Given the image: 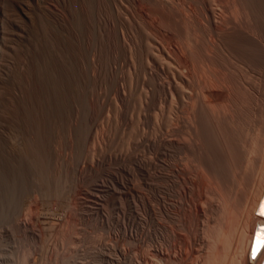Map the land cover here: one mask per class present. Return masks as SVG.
I'll list each match as a JSON object with an SVG mask.
<instances>
[{
	"label": "bare ground",
	"instance_id": "obj_1",
	"mask_svg": "<svg viewBox=\"0 0 264 264\" xmlns=\"http://www.w3.org/2000/svg\"><path fill=\"white\" fill-rule=\"evenodd\" d=\"M121 1L8 0L24 27L5 32L0 18V173L23 183L32 168L54 195L67 182L69 211L53 221L38 202L29 217L9 206L0 218L32 241L43 225L101 229L91 259L62 252L47 264H195L198 254L244 264L240 253L256 248L249 229L264 231V0H143L151 13ZM104 86L118 119L104 116ZM102 121L105 143L94 146Z\"/></svg>",
	"mask_w": 264,
	"mask_h": 264
},
{
	"label": "rangeland",
	"instance_id": "obj_2",
	"mask_svg": "<svg viewBox=\"0 0 264 264\" xmlns=\"http://www.w3.org/2000/svg\"><path fill=\"white\" fill-rule=\"evenodd\" d=\"M9 1H11V0H9ZM175 1H177V2H179V3H181L182 4V0H175ZM3 2V3H2ZM8 0H0V16H3V17H0L1 18V20H3V19H5L4 21H3V26H1L3 29L2 30H4L6 27V29L4 30L5 32H7V30L9 31V30H11V32H14V33H16L19 37H21V35H22V31L21 30H18V29H15V26H16V24H17V26H16V28H18V26H19V24H20V27H24V21H23V19L21 18L22 16H21V14H19L18 12L16 13V8H15V6L13 5V3L12 2H9V5H8ZM143 0H137V2L135 1L134 2V4L135 5H137V6H141V7H143V6H145L144 7V9H145V11L146 12H148V13H151L149 10H148V5L144 2ZM12 4V6H11V4ZM121 3L124 5V6H126V5H128V6H126L127 8H130L131 6H130V4H128V0H122L121 1ZM2 7H3V9H2ZM12 7V9H10ZM10 9V10H9ZM131 9V8H130ZM4 10H6V11H4ZM12 10V11H11ZM15 10V11H14ZM3 11V13H1ZM10 11H11V13L12 14H14V15H16V17L14 16H11V13H10ZM4 12H6L5 14H4ZM7 13H8V19H11L10 21H14V20H17L16 22L14 21V24H13V22H12V24L11 23H8L7 21H6V15H7ZM151 15V14H150ZM21 16V17H20ZM13 17V18H12ZM19 17V18H18ZM154 18H156V17H154ZM158 20V19H157ZM165 22H164V21ZM163 20H162V18H160V22H163L165 25H167V22H166V20L163 18ZM20 21H22V23L20 22ZM2 22V21H1ZM6 22V23H5ZM5 24H7V26L5 25ZM22 24V25H21ZM15 25V26H14ZM12 26V27H11ZM9 27H11V29L9 28ZM22 27V28H23ZM13 28V29H12ZM121 29L123 30V31H125V28H123V27H121ZM14 30V31H13ZM16 30V31H15ZM19 31V33H18V31ZM51 36V35H50ZM21 41V42H20ZM22 43V44H21ZM53 43H55V42H53ZM56 43H57V41H56ZM17 45H23V42H22V40L19 38V42H18V44ZM21 47V46H20ZM120 58V57H119ZM117 59V62L118 63H120V68L119 69H121L122 70V73H123V71L124 72H127V71H130V70H132L131 69V66H130V64H124L123 62H122V59L120 58V59ZM117 65H119V64H117ZM116 65V66H117ZM128 65V66H127ZM123 66V67H122ZM118 67V66H117ZM128 69V70H127ZM106 88V89H105ZM104 89H105V91H104ZM102 90L104 91V93H105V98H107V96H109L108 98H107V100L109 99V101L107 102V104H105V106H107L106 108H105V106H104V109H103V113L105 114L104 116H107L108 118H111L112 119V117L115 119V116H116V114L114 115V113L116 112L115 111V106H116V109L118 108V106H119V101H118V98H117V96L114 94L113 95V92L111 91L110 93H109V89L106 87V86H104V87H102ZM108 90V91H107ZM108 94V95H107ZM111 94V95H110ZM110 102V103H109ZM111 105H113V106H111ZM80 108V109H79ZM81 108H82V105H81V103H79V107H78V110L80 111L81 110ZM108 110V111H107ZM113 111V112H111V111ZM106 111V112H105ZM107 113H110V114H107ZM110 115V116H109ZM114 115V116H113ZM135 117H136V115H135ZM116 118H117V116H116ZM118 119V118H117ZM113 120V119H112ZM102 123V124H101ZM101 124V125H100ZM103 125V126H102ZM58 127H59V129H58ZM57 127V131H56V137H58V135H59V137L57 138L59 141H57L59 144H57V150L59 151H61L60 153L61 154H64L65 153V151H63L64 150V146H65V148L66 149H68V146L65 144V143H63V142H65V140L63 141V139L66 137L65 135H66V130H65V128L63 127V125L62 124H60L59 126ZM103 127H104V129H103ZM62 128V129H61ZM64 129V130H63ZM101 129V132L99 131V133H98V135H97V140L95 139V141H94V143H95V145L94 144H92V145H94V146H96V143H105L104 141H105V139L103 140V138L101 137V133L103 132V131H105L106 130V124H105V122H99V130ZM61 132V133H59V132ZM62 131H63V133H62ZM15 132V133H14ZM13 132V135H10V134H8V135H10V137L11 136H13V137H9L10 139H9V141H13L12 140V138H14V142H20V140H19V138H20V135H19V132L17 133L16 131H14ZM58 132V133H57ZM65 133V134H64ZM62 134H64L63 136H62ZM16 135V136H15ZM17 136H19L18 138H17ZM15 137H16V139H15ZM61 137V138H60ZM102 138V139H101ZM0 139H1V141L0 142H3V138H1L0 137ZM60 140H61V143H60ZM100 142H99V141ZM9 141H7V142H9ZM127 141V140H126ZM4 142H6V141H4ZM127 142H129V143H131V141L129 140V141H127ZM126 142V143H127ZM65 144V145H64ZM62 145V146H61ZM93 146V147H94ZM60 147H62V150H61V148ZM91 147V146H90ZM65 149V150H66ZM82 150V149H81ZM68 151H69V149L68 150H66V153L65 154H67L68 153ZM79 148H77L76 149V152L75 153H73V155H72V158H74L73 160H75V159H77L79 156H80V154H79ZM64 152V153H63ZM80 153H81V151H80ZM74 155L75 156H77L76 158L74 157ZM31 170V171H30ZM33 169L31 168H29L28 170H27V175H26V177H25V180L23 181V183H20V181L18 180V179H15L14 178V180L12 179V177L11 178H9L8 176H5V174L3 173V172H1L0 173V209H8V207H9V209H11L12 211H14V212H17L18 210H21V211H23V213H22V215H24V217L27 215L28 217L30 216L29 215V211L28 210H30L31 212H32V207H33V205H35L36 203H38V202H41V203H38L37 205L38 206H40V204H47L48 205V209L46 210V208L44 207L41 211H43V213L42 214H44V215H47L48 217L50 216V219L51 220H53V221H59V219L61 218V215L63 214V212L65 213L69 208H68V206H67V204L65 205V203H64V200L62 201V199H64V197L62 196L63 195V193L65 192V187L64 186H66V183L64 184V186H61V187H59V188H61V189H57L56 190V192H57V195H54V193L53 192H51L52 190H50L49 192L47 191V189L45 188L44 189V186H42L41 184H40V186H39V183H37L38 181L35 179V177L33 178V176L35 175V171L33 170ZM29 172L31 173L30 175H29ZM33 173H34V175H33ZM31 175H33V176H31ZM28 177V178H27ZM32 179H31V178ZM7 178V179H6ZM9 178V179H8ZM6 179V180H5ZM28 179V180H27ZM33 179H35V180H33ZM5 180V181H4ZM9 182H8V181ZM31 180V181H30ZM33 180V181H32ZM29 181V182H28ZM37 181V182H36ZM7 182V183H6ZM24 182H26V183H24ZM36 182V183H35ZM14 183V185H13V187L14 186H16V187H14V189H12V184ZM16 183V184H15ZM33 187V188H32ZM41 187V188H40ZM9 188V189H8ZM11 188V189H10ZM60 190H62L61 191V196L59 195L60 194ZM64 190V191H63ZM6 192V193H5ZM12 193V194H11ZM33 193V194H32ZM35 193V194H34ZM53 193V194H52ZM26 195V196H25ZM40 196H42V197H40ZM52 196H54V197H52ZM33 197V198H32ZM63 197V198H62ZM32 198V199H31ZM26 199V200H25ZM35 199V200H34ZM32 202H31V201ZM47 200V201H46ZM22 201V202H21ZM45 201V202H44ZM51 201V202H50ZM52 201H53V203H52ZM62 201V202H61ZM24 202V203H23ZM35 202V203H34ZM48 202V203H47ZM60 202H61V204H60ZM3 203V204H2ZM29 203H32L31 205L29 204ZM34 203V204H33ZM29 204V205H28ZM6 205H8V206H6ZM23 205H25V207H26V205L28 206V208L29 209H27V207H26V209H25V207L23 206ZM63 205H64V207H63ZM71 205V204H70ZM53 206V207H52ZM60 207V208H59ZM23 208V209H22ZM4 209V210H5ZM17 210V211H16ZM27 210V213L25 212ZM66 210V211H65ZM69 211V210H68ZM68 211H67V213H68ZM33 212H34V210H33ZM32 212V213H33ZM46 212V213H45ZM58 214H57V213ZM1 213H2V210L0 211V216H2L1 215ZM52 213H54V214H52ZM31 214V213H30ZM255 215V217H259L261 220H262V218L263 217H261V216H258V215H256V213H254ZM57 216V217H56ZM53 217V218H52ZM57 219H56V218ZM59 217V218H58ZM1 220H0V226H2V227H0V230H2V231H4L3 232V234H2V232H1V235H0V255H2V254H4V255H2V256H5L6 257V255H7V257L8 258H11V259H18V260H20L21 259V257H23L24 255H29L28 256V259L30 260H28L27 262H28V264H39V261H40V264H43V260H44V264H47V262H46V260L48 259H52L55 255H56V253H57V255L59 256L60 254L62 255V252H63V254L64 255H70V256H72V255H74V256H77V255H75V254H80L79 255V257L80 256H83L82 258H85V259H91V257H92V255H94L96 252V250H97V247L99 246V244H101L103 241H104V239H103V237L101 236V237H99L100 235H101V229L99 228V227H97V226H95V228H93L94 226H92V225H87V224H83V223H74V221L73 222H68V224L66 225H64L63 224V226L61 227L62 228V233H61V229L60 230H56L57 228H54L53 227V230H52V228L51 227H49V226H45V225H43L44 226V229H43V226L41 227V235H42V238L38 241H36V240H31L30 238H25L24 236H23V234H22V232L19 230V229H16L15 227L13 228V227H11V226H9V225H6L7 223L5 222V221H3V217H1L0 218ZM240 221H243L242 219L240 220L239 219V221H238V223H241L242 224V222H240ZM262 221H264V218H263V220ZM5 222V223H4ZM2 224V225H1ZM75 224V225H74ZM84 226H83V225ZM6 225V226H5ZM77 225V226H76ZM241 225H239L238 224V227L239 228H241L242 226H243V224H242V226L240 227ZM260 226V225H257V224H255V225H253V230L252 229H249V233L251 234L252 233V235L254 234V243H253V245L256 247L255 249H250V246H247V248H245L243 251V253L241 254L240 253V255H239V258H238V260L239 261H242L243 260V262H244V264H259L260 263V261H261V259H262V257H260V259H258L259 258V254H261L260 253V251H262L263 250V248H264V231L261 229H259L258 230V227ZM6 227H8V228H6ZM46 227H48V228H46ZM56 227H58V226H56ZM65 227V228H64ZM83 227V228H82ZM89 227V228H88ZM92 227V228H91ZM237 227V229L239 230V228ZM67 228H68V230H67ZM77 228H80V229H77ZM4 229V230H3ZM5 229H7V231L5 230ZM9 229H11V231L9 230ZM45 229H47L45 232H44V230ZM63 229H65V230H63ZM96 229V230H95ZM97 229H99V231L97 230ZM76 231V232H73V231ZM79 230V231H78ZM80 230H82V231H80ZM84 230L86 231V232H84ZM258 230V231H257ZM13 231H15V233L13 232ZM54 231H56V232H54ZM58 231V232H57ZM88 231V232H87ZM20 234H19V233ZM49 234H48V233ZM51 232H52V234H51ZM72 232H73V234H76V233H79L80 232V236H79V238L80 239H77L78 238V235L79 234H76V235H73L72 234ZM7 233H8V237L6 236L7 235ZM12 233H14L13 235H12ZM45 233V234H44ZM256 233H257V235H256ZM6 234V235H5ZM54 234H55V236H54ZM61 234H62V236H61ZM82 234H85V237H86V239H85V237L82 235ZM260 234H262L263 236L261 237V235ZM2 235H4V236H2ZM12 235V236H11ZM21 235V236H20ZM87 235L89 236V241H91V242H89L88 241V239H87ZM99 235V236H98ZM2 236V237H1ZM23 236V237H22ZM60 236V237H59ZM73 236V237H72ZM77 236V237H76ZM47 237V238H46ZM52 237V238H51ZM62 237V238H61ZM76 237V238H75ZM11 238V239H10ZM14 238V239H13ZM49 238V239H48ZM67 238V239H66ZM82 238V239H81ZM90 238L91 239H93V240H90ZM98 238V239H97ZM262 238V239H261ZM30 239V240H29ZM46 239H48V240H46ZM54 239V240H53ZM60 239H62L61 240V242H60ZM71 239V240H70ZM76 239V240H75ZM46 240V241H45ZM52 240V241H51ZM67 240V241H66ZM80 240V241H79ZM84 240H86V241H84ZM98 240L100 241L99 242V244H97L98 243ZM45 241V243H43ZM55 241V242H54ZM83 241H84V244H83ZM15 242V243H14ZM24 242V243H23ZM37 242V243H36ZM41 242H42V244H41ZM87 242H88V244L90 245H87ZM97 242V243H96ZM36 243V244H35ZM54 243V244H53ZM67 243H68V245H67ZM70 243V244H69ZM91 243V244H90ZM94 243V244H93ZM97 245H96V244ZM139 243V244H138ZM137 243V245H139L138 247H137V245L135 246V247H137L136 249H134L135 250V254L137 253V255H140V254H142V253H144V251L146 250V242H142V243H140V242H138ZM144 243V244H143ZM33 244H34V246H33ZM39 244V245H38ZM41 244V245H40ZM47 244V245H46ZM49 244V245H48ZM72 244V245H71ZM75 244V245H74ZM55 245V246H54ZM66 245V246H65ZM92 245V246H91ZM42 246H44V247H42ZM46 246V247H45ZM51 246V247H50ZM83 246V247H82ZM97 246V247H96ZM20 247V248H19ZM55 247H57V248H55ZM61 247V248H60ZM143 247H145V248H143ZM206 247H207V245H206ZM43 248V249H42ZM80 248H82V249H80ZM88 248H90V249H88ZM58 249V250H57ZM61 249V250H60ZM92 249V250H91ZM96 249V250H95ZM143 249H145L144 251H143ZM206 250V248L204 247L203 248V250ZM42 250V251H41ZM47 250V251H46ZM64 250V251H63ZM75 250V251H74ZM82 250V251H81ZM93 250H95V251H93ZM24 251V252H23ZM30 251V252H29ZM40 251V252H39ZM52 253H51V252ZM200 251V250H199ZM251 251H253V252H251ZM69 252V253H68ZM71 252H73V253H71ZM82 252V253H81ZM94 253V254H92V253ZM188 253H189V251H187ZM15 253V254H14ZM44 253V254H43ZM59 253V254H58ZM75 253V254H74ZM219 252H217V254H218ZM252 253H254V257H253V255H252ZM6 254V255H5ZM11 256H10V255ZM17 254H18V256H17ZM33 254V255H32ZM49 254V255H48ZM51 254V255H50ZM87 254V255H86ZM203 254H205V253H203ZM10 257H9V256ZM13 255H15V256H13ZM41 255H43V256H41ZM56 255V256H57ZM199 256H196L197 258L195 259V260H193L194 258H193V255L192 256H190V262H192V260L195 262V264H203L204 263V257H205V255H204V257H200V254H198ZM219 255H220V253L218 254V258L220 259V257H219ZM252 255V256H251ZM13 256V257H12ZM39 256V257H38ZM47 256V257H46ZM51 256V257H50ZM91 256V257H90ZM19 257V258H18ZM30 257V258H29ZM242 257V258H241ZM36 258V259H35ZM41 259V260H40ZM242 259V260H241ZM35 262H37V263H35ZM218 264H222V263H220V261H218Z\"/></svg>",
	"mask_w": 264,
	"mask_h": 264
},
{
	"label": "water",
	"instance_id": "obj_3",
	"mask_svg": "<svg viewBox=\"0 0 264 264\" xmlns=\"http://www.w3.org/2000/svg\"><path fill=\"white\" fill-rule=\"evenodd\" d=\"M263 195H264V191H263Z\"/></svg>",
	"mask_w": 264,
	"mask_h": 264
}]
</instances>
